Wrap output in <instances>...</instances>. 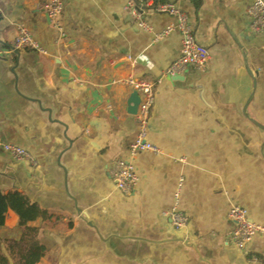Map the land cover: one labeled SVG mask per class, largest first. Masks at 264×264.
Listing matches in <instances>:
<instances>
[{
	"label": "crops",
	"instance_id": "crops-1",
	"mask_svg": "<svg viewBox=\"0 0 264 264\" xmlns=\"http://www.w3.org/2000/svg\"><path fill=\"white\" fill-rule=\"evenodd\" d=\"M42 1L0 0V140L35 162L0 148V196L25 200L8 206L0 255L19 264L15 244L32 230L45 250L39 264H264V231L240 251L227 219L238 206L264 230V32L250 30L254 0H151L184 13L209 53L204 72L174 79L163 74L180 54L175 18L150 7L146 31L125 14L130 0H62L58 32ZM20 26L42 52L12 50ZM128 77L153 85L147 141L163 154L138 153L137 183L123 193L109 170L134 139V92L114 85ZM177 191L178 230L163 215Z\"/></svg>",
	"mask_w": 264,
	"mask_h": 264
},
{
	"label": "built area",
	"instance_id": "built-area-1",
	"mask_svg": "<svg viewBox=\"0 0 264 264\" xmlns=\"http://www.w3.org/2000/svg\"><path fill=\"white\" fill-rule=\"evenodd\" d=\"M36 7H43L45 9L50 28L60 32L61 27L58 19L63 11L62 0H44L42 2H38ZM150 7H152L156 13L167 14L175 18L177 22L176 30L181 35L180 54L163 75L167 78L174 79L189 69H193L197 72H204L209 61V53L207 49L196 39L195 32L189 25L185 14L180 12L174 4H155L151 0H130L125 7L124 12L125 14L134 17L138 21L139 25L144 30L148 31L146 24L142 21V15L145 10ZM247 15L250 22L251 32L253 34L264 32V2L262 0H254L248 7ZM173 30V28H168L161 34L156 35L155 41L162 39ZM11 48L13 51L30 49L42 52L38 44L32 40L28 30L22 26L18 27L17 36L15 41L12 43ZM114 85H124L128 87L129 90L136 93L139 97V104L137 106L136 113L133 115L136 129L134 139L130 143L127 150L128 159L114 162L113 167L109 170V174L117 190L127 193L130 192L137 183V175L135 174L133 167V159L137 156V154L145 152L160 155L163 154V152L153 147L147 141L148 120L150 110L154 103L153 85L133 77L119 79L114 82ZM86 135L92 136L93 133L86 131ZM0 148L7 151L16 162H28L31 165H35L31 156L18 147L11 144H5L0 140ZM173 201L174 204L171 212H165L163 215L169 216L172 226L178 230L186 223L185 216H183L179 210V191L174 194ZM227 219L234 226L232 237L236 248L240 251L244 249L246 244L250 242L255 235L264 231L258 225L251 223L247 218L245 210L238 206L230 208Z\"/></svg>",
	"mask_w": 264,
	"mask_h": 264
},
{
	"label": "trees",
	"instance_id": "trees-1",
	"mask_svg": "<svg viewBox=\"0 0 264 264\" xmlns=\"http://www.w3.org/2000/svg\"><path fill=\"white\" fill-rule=\"evenodd\" d=\"M25 200L17 195L13 194L7 197V199H2L0 196V226L4 224L5 221V214L7 212L8 206H10V202H14L16 204H19L22 208H24V205L21 204V202H24ZM33 210V209H32ZM42 217H45V213H42L41 211H37ZM38 217V215H33L31 218ZM23 220L20 218V223L22 224ZM32 230L25 231V235L23 238V241H21L19 244H15L18 247V250L20 251L21 257L19 258V264H39L40 261H42L45 250L44 248L38 246L35 243H31L32 238ZM11 246V245H10ZM12 247V246H11ZM0 264H9V261L4 258L2 255H0Z\"/></svg>",
	"mask_w": 264,
	"mask_h": 264
},
{
	"label": "water",
	"instance_id": "water-1",
	"mask_svg": "<svg viewBox=\"0 0 264 264\" xmlns=\"http://www.w3.org/2000/svg\"><path fill=\"white\" fill-rule=\"evenodd\" d=\"M138 104H139V97L136 93H134L129 103V108H128L129 114L134 115L136 113ZM84 216L87 217L85 214Z\"/></svg>",
	"mask_w": 264,
	"mask_h": 264
}]
</instances>
